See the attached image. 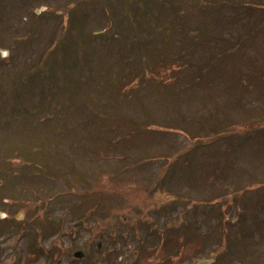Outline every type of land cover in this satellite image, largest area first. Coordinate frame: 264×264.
Instances as JSON below:
<instances>
[{"label": "rangeland", "instance_id": "374dc122", "mask_svg": "<svg viewBox=\"0 0 264 264\" xmlns=\"http://www.w3.org/2000/svg\"><path fill=\"white\" fill-rule=\"evenodd\" d=\"M23 201L0 264H264V0H0Z\"/></svg>", "mask_w": 264, "mask_h": 264}, {"label": "water", "instance_id": "95a60500", "mask_svg": "<svg viewBox=\"0 0 264 264\" xmlns=\"http://www.w3.org/2000/svg\"><path fill=\"white\" fill-rule=\"evenodd\" d=\"M78 225H80V224H78ZM75 256H77V257H83L84 256V253L82 252V251H76L75 252ZM208 261H204V262H201V264H205V263H207Z\"/></svg>", "mask_w": 264, "mask_h": 264}, {"label": "trees", "instance_id": "16d2710c", "mask_svg": "<svg viewBox=\"0 0 264 264\" xmlns=\"http://www.w3.org/2000/svg\"><path fill=\"white\" fill-rule=\"evenodd\" d=\"M253 125L256 126L257 124H254V123H253ZM28 164H29V163H28ZM28 164H26L25 166H27ZM25 166H24V167H25Z\"/></svg>", "mask_w": 264, "mask_h": 264}]
</instances>
